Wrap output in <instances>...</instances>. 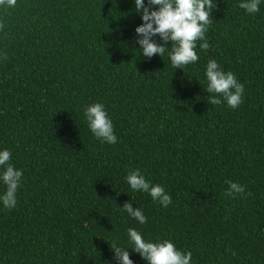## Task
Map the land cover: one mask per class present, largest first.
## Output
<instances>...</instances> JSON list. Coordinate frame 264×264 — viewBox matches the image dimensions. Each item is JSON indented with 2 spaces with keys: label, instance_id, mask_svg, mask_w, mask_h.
Here are the masks:
<instances>
[{
  "label": "trees",
  "instance_id": "1",
  "mask_svg": "<svg viewBox=\"0 0 264 264\" xmlns=\"http://www.w3.org/2000/svg\"><path fill=\"white\" fill-rule=\"evenodd\" d=\"M242 2L213 0L210 47L198 42L200 59L183 70L167 51L141 55L134 0L0 7V151L23 173L15 208L0 201V264H117L113 242L147 264L129 228L191 252V264H264V0L255 14ZM210 59L243 84L237 109L207 103ZM93 103L117 143L90 132ZM136 169L168 207L131 190ZM226 181L245 192L225 196ZM127 202L145 224L120 209Z\"/></svg>",
  "mask_w": 264,
  "mask_h": 264
},
{
  "label": "clouds",
  "instance_id": "2",
  "mask_svg": "<svg viewBox=\"0 0 264 264\" xmlns=\"http://www.w3.org/2000/svg\"><path fill=\"white\" fill-rule=\"evenodd\" d=\"M17 0H0V7L12 8ZM260 0H245L239 8L248 14L259 11ZM135 11L140 15L142 24L135 29L139 39L135 41L140 46L143 57L151 59L155 55L162 57L167 51L171 66L174 69H185L195 64L199 59L196 48L207 51L210 47L206 40V32L213 22L211 13L213 0H134ZM216 8V5H215ZM155 9V10H153ZM4 25L0 24V28ZM159 37L161 43L153 38ZM171 47H166V45ZM5 60L7 56L3 57ZM207 103L220 105L226 103L229 109H237L243 103L244 86L238 82L230 71H224L215 60H209L205 69ZM84 117L92 135L103 143H117L112 120L101 103H93L84 109ZM12 153L9 150L0 151V182L6 190L0 195L4 208L11 210L17 203L16 194L23 176L10 162ZM127 184L133 191L147 193L154 202L168 207L172 197L159 185H153L145 179L139 169L129 172L126 176ZM229 185L225 196L243 194L245 188L239 183L226 181ZM130 217L143 225L147 218L139 208L133 209L132 203L127 202L120 208ZM128 242L131 250L141 256L147 264H191L192 253L178 250L169 240L158 242L145 241L142 234L133 228L128 229ZM117 264H133L129 251L118 247L115 242L110 246Z\"/></svg>",
  "mask_w": 264,
  "mask_h": 264
}]
</instances>
